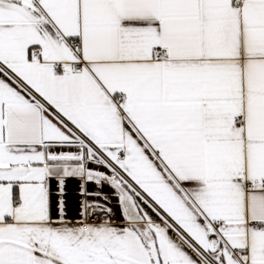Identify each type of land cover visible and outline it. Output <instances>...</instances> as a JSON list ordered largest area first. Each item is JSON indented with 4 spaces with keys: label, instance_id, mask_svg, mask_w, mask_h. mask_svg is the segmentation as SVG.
<instances>
[{
    "label": "snow or ice",
    "instance_id": "1",
    "mask_svg": "<svg viewBox=\"0 0 264 264\" xmlns=\"http://www.w3.org/2000/svg\"><path fill=\"white\" fill-rule=\"evenodd\" d=\"M0 264H264V0H0Z\"/></svg>",
    "mask_w": 264,
    "mask_h": 264
}]
</instances>
